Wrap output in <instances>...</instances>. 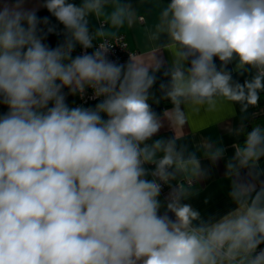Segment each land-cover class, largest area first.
<instances>
[{"label":"clouds","instance_id":"obj_1","mask_svg":"<svg viewBox=\"0 0 264 264\" xmlns=\"http://www.w3.org/2000/svg\"><path fill=\"white\" fill-rule=\"evenodd\" d=\"M30 2L0 0V264H264V124H249L264 94V0ZM38 8L63 26L56 47ZM153 13L152 50L111 60L120 30ZM64 89L99 102L70 106ZM161 100L172 107L158 115ZM225 106L243 136L225 163L234 207L205 217L187 201L201 161L227 148L178 133ZM165 125L173 136L153 139Z\"/></svg>","mask_w":264,"mask_h":264},{"label":"crops","instance_id":"obj_2","mask_svg":"<svg viewBox=\"0 0 264 264\" xmlns=\"http://www.w3.org/2000/svg\"><path fill=\"white\" fill-rule=\"evenodd\" d=\"M36 2L37 0H31L27 6L33 7L35 6ZM74 2L79 3V0H74ZM131 2L134 7L138 4V0H131ZM165 2H168V0H165ZM148 7V5H144L139 8V11L144 13ZM37 15L41 19L47 16L49 18V24L54 25L56 28V32L48 34L44 42L50 47H56L59 43H62L64 39L62 34L63 26L60 25L44 8H38ZM154 21L155 14L153 13L152 15H147L143 17V19L136 21L132 26L126 25L120 30V33L125 35L128 46L134 51V56L142 58L145 54L152 50L153 42L149 38L150 34L146 32L145 29L153 24ZM90 24L93 28L99 26L98 23L91 18ZM41 26L44 27L43 25ZM57 33L60 34L58 35ZM163 39H165V37H161V40ZM161 56L166 62L165 67H167L168 63L171 61L170 54L168 52H163ZM229 67L231 68L232 66L230 65ZM163 71L164 69H161V72L157 73V83L152 89L156 97L161 96V93L159 92V84L161 82H166V78L163 76ZM239 79L241 82H243L244 77H239ZM98 102L99 101L96 100L91 101L87 106L84 107H95ZM166 102L168 101L161 100L159 104L162 105ZM77 106H80V104ZM171 107V104L164 107L162 113L159 115H162L165 109H169ZM6 111L7 109L5 107L0 106V113ZM235 113V116H233V109L225 106L220 112L198 120L195 125V132L186 127L183 133H178L187 136L188 138L185 142L189 143L190 145L193 144V146L197 148H199L207 138L220 140L227 148L226 157L216 162V164L213 165L208 160L201 161L202 166L208 170V175L205 179L193 185L192 197L189 201H187L188 203H191L195 209L199 210L202 216L205 217L210 215H222L234 207L228 198L230 182L225 177V163L226 159L232 155L234 146L242 138V135H237L230 132V129L237 127L239 124L238 106L235 108ZM261 114H264V102H259L258 106L249 109V121L254 116ZM167 131L173 136V132L168 129L167 125L161 129L159 134ZM261 179H264V177H261ZM159 199L162 204L161 214H163L164 211H166L167 201L162 194L160 195ZM169 215H171V213H169Z\"/></svg>","mask_w":264,"mask_h":264},{"label":"built area","instance_id":"obj_3","mask_svg":"<svg viewBox=\"0 0 264 264\" xmlns=\"http://www.w3.org/2000/svg\"><path fill=\"white\" fill-rule=\"evenodd\" d=\"M120 36H121V39L118 41H115L117 46L114 47V49L111 51L109 58L117 63H126L129 59V53L133 55L134 51L128 46V42L126 40L125 35L123 33H120ZM93 50L94 49H88L86 51L91 53ZM84 51L85 50H83L80 46L76 47L75 51L73 52V56L80 55ZM92 95L93 93L91 89L86 90L85 96L83 98L78 96L79 104L83 106H87L91 101H95V99H92ZM169 191L170 189L168 186H163L161 194L166 198Z\"/></svg>","mask_w":264,"mask_h":264},{"label":"trees","instance_id":"obj_4","mask_svg":"<svg viewBox=\"0 0 264 264\" xmlns=\"http://www.w3.org/2000/svg\"><path fill=\"white\" fill-rule=\"evenodd\" d=\"M64 93L66 94V103L69 104L70 106H77L79 104V101H78V95H69L67 94L68 93V89H64L63 90ZM264 102V94L261 95V100H260V103ZM170 105L169 102H166L164 104H156V103H152V107H153V110L159 115L160 113H162L164 107ZM251 123H262L264 124V114H261V115H256L254 116L250 121H249V124ZM248 130H251V125H249V128ZM172 135L170 132H164L162 134H158L156 137H154L153 139H159V138H171ZM243 139V136L242 138L238 141V143Z\"/></svg>","mask_w":264,"mask_h":264}]
</instances>
